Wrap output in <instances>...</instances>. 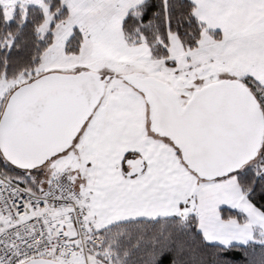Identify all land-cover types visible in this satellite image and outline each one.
<instances>
[{
  "label": "snow or ice",
  "instance_id": "obj_1",
  "mask_svg": "<svg viewBox=\"0 0 264 264\" xmlns=\"http://www.w3.org/2000/svg\"><path fill=\"white\" fill-rule=\"evenodd\" d=\"M0 264H264V0H0Z\"/></svg>",
  "mask_w": 264,
  "mask_h": 264
}]
</instances>
